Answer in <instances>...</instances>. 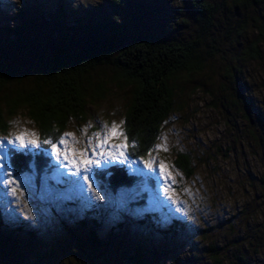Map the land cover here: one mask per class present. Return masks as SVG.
<instances>
[{
    "label": "rangeland",
    "instance_id": "obj_1",
    "mask_svg": "<svg viewBox=\"0 0 264 264\" xmlns=\"http://www.w3.org/2000/svg\"><path fill=\"white\" fill-rule=\"evenodd\" d=\"M118 1L124 13L120 18L128 25L137 5L144 3L146 26L157 39L186 35L192 29L190 0ZM110 2L0 0V42L6 40V26L24 22L29 46L23 54H10L20 66L30 67L66 41L65 47L76 48L84 25L117 17L120 13ZM244 15L264 18V4L241 6L239 16ZM184 19L187 29L180 26ZM247 31L239 45L201 51L205 61L200 71L176 74L172 110L152 151L139 159L128 156V147H117L125 142L124 136L95 147L96 133L102 134L113 122L123 121L124 133V115L135 88L114 68H97L94 77L103 81L104 94L87 98L85 116L72 119L62 133L74 134L67 143L74 149L70 159H81L80 150L88 147V156L100 161L89 167V181L57 159L50 145H43L25 107L6 114L8 130L0 133V140H14L26 132V139L41 143L17 152L34 155L48 146L45 155L51 168L38 171L31 164L16 173L8 158L18 145L0 146V264H84V255L75 259L70 250L80 244L79 252L91 256L92 231L103 240L96 251V260L103 264L114 263L120 249L137 244L154 247L153 264H211L210 244H215L223 264H264V49L258 60L242 59L239 50L255 36L250 25ZM165 142L167 151L157 147ZM179 153L189 156L190 175L177 168ZM161 161L167 166L164 174ZM146 162H153L152 167ZM112 165L124 167L137 180L111 188L102 176ZM89 182L95 191L87 187Z\"/></svg>",
    "mask_w": 264,
    "mask_h": 264
},
{
    "label": "trees",
    "instance_id": "obj_2",
    "mask_svg": "<svg viewBox=\"0 0 264 264\" xmlns=\"http://www.w3.org/2000/svg\"><path fill=\"white\" fill-rule=\"evenodd\" d=\"M110 4L113 11L120 13L117 17L84 25L76 48L65 47L69 42L66 41L30 67L11 60L15 50L18 55L23 54L29 46L25 23L4 28L6 40L0 42V133L8 130L6 114L13 115L20 107H25L41 141L50 138L55 142L72 119L85 116L87 98L104 94V83L94 74L97 68L110 66L135 84L123 128L128 156L139 159L152 151L162 123L172 110L175 97L172 83L176 74L200 71L205 61L201 51L208 53L216 45L233 42L239 45L249 25L255 36L244 43L239 55L244 60H258L264 49V18L239 16L241 6L261 7L264 0H190L187 5L193 30L168 39H157L149 33L144 20V3L137 5L129 25L120 18L124 14L121 2L111 0ZM126 9L129 10L124 7ZM187 22L182 21V29L189 27ZM44 148L34 155L10 152L8 159L12 169L22 173L34 164L38 171L49 170L51 163L45 155L48 146ZM174 162L177 168L191 174L187 154L179 153ZM103 172L104 181L113 189L130 186L137 180L135 175L118 165L107 167ZM1 229L2 226L0 235L3 234ZM89 240L91 256L79 252L80 244L71 249L70 254L75 259L78 254L84 255L87 261L84 264H103L96 260V251L100 250L103 240L95 231ZM153 248L137 244L133 248L120 249L119 258L111 264H153L157 259L153 256L156 255ZM210 248L211 264H223L215 244H210Z\"/></svg>",
    "mask_w": 264,
    "mask_h": 264
},
{
    "label": "snow or ice",
    "instance_id": "obj_3",
    "mask_svg": "<svg viewBox=\"0 0 264 264\" xmlns=\"http://www.w3.org/2000/svg\"><path fill=\"white\" fill-rule=\"evenodd\" d=\"M123 124V121L120 122V124H116L113 122L110 128H108L105 132L96 133V138L99 141V143L95 146L97 149H99L102 145L107 144L109 141V138H118L120 136H124V143H121L117 145L120 149H124L128 147L127 142V136L124 135L121 125ZM83 134L87 133V128L81 130ZM28 134L26 132H22L19 135L15 137V139L8 138L5 140H0V146H3L5 143L8 145L16 144L18 145L16 148H14V151H21L24 148L30 146V145H38L41 143L39 140H28L26 139V136ZM32 135H35L33 133ZM74 137V134L72 133H64L58 136L57 140L55 142L52 141V139H44L42 141L43 144L50 145L51 150L55 152L57 159H63V161H67V164L69 166L75 167L76 173L79 175V177L84 181H89V177L91 173L89 172V167L93 164H99V160H94L90 156H88V147H85L84 149L80 150L79 156L81 159H77L75 156H73L70 159V154L73 153L74 149L67 146L68 138ZM79 142V141H76ZM88 145L91 146V137H89ZM158 148L163 149L164 151H167V145L166 142L161 145H157ZM96 152H93V155H95ZM123 155V153H121ZM2 159H6V157H2ZM147 166L149 168L152 167L153 162H146ZM159 168L161 170V174L163 173V170L167 167L162 161L159 163ZM3 168L4 165L0 164V183H4L3 180ZM7 175L11 177V172H8ZM170 175V174H168ZM13 180L9 179L8 183H12ZM87 187L92 188L91 182L88 183ZM15 191V189H13ZM92 191H95V188H92ZM97 197H99V193H97Z\"/></svg>",
    "mask_w": 264,
    "mask_h": 264
}]
</instances>
